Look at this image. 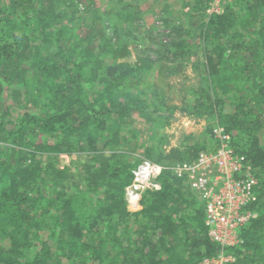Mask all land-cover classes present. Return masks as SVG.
Returning a JSON list of instances; mask_svg holds the SVG:
<instances>
[{
  "label": "trees",
  "instance_id": "trees-1",
  "mask_svg": "<svg viewBox=\"0 0 264 264\" xmlns=\"http://www.w3.org/2000/svg\"><path fill=\"white\" fill-rule=\"evenodd\" d=\"M208 1L188 12L196 36L182 24L171 34L163 17L168 40L131 62L140 4L111 0L102 14L94 0H0V104L11 90V105L22 107L15 117L0 107V264H196L222 251L235 257L228 264H264V0H229L204 19ZM187 37L202 40L206 58L201 95L187 109L233 134L257 179L258 216L243 243L224 250L172 167L215 148L214 127L209 140L168 154L131 119L160 117L148 79L164 64L159 55L192 51ZM81 153V171L60 166L62 154ZM143 159L166 166L161 189H146L131 210L125 189Z\"/></svg>",
  "mask_w": 264,
  "mask_h": 264
},
{
  "label": "rangeland",
  "instance_id": "rangeland-1",
  "mask_svg": "<svg viewBox=\"0 0 264 264\" xmlns=\"http://www.w3.org/2000/svg\"><path fill=\"white\" fill-rule=\"evenodd\" d=\"M94 1L96 6L101 7L102 14L106 13L109 4H111V0ZM228 2L229 0H210L206 2V5H204L206 7L204 19L214 13H223ZM131 3L133 5L140 4V10L144 16L136 22L138 24V30L135 32L138 36L136 37L137 41H129L131 55L125 58L126 60L131 62L137 60L145 49L153 48L159 50L162 43H164L163 40H168L166 37H161L159 33L169 31L164 30L161 20L163 17L169 20L168 24H170L171 34H176L175 27L181 24L186 28H191L192 35L196 36L200 31L198 28L192 29L196 25H191V23L196 19L191 16L193 15L192 12L188 13L195 6V0H131ZM183 35L184 37L187 36L185 33ZM187 39L188 42L186 44L192 48V51L190 52L188 48H185V54H176L172 52L174 50L172 49V51L165 52V56L159 55L164 64H154L153 76L148 79V84L154 88L153 90L158 91L163 102L159 105L160 110L155 114L160 117H155V121H149L139 113H134L131 116L133 126L143 131V139L147 145H156L168 154L180 145L184 146L185 143L193 144L206 138L209 140L211 138L209 126L211 124L213 128L215 125L211 117H197L187 109V103L194 99L195 92L201 95V89L204 84V68L202 65L206 62L202 40L198 37H187ZM168 60L170 61L168 62ZM163 66L167 67L164 68ZM148 84L145 83V86L147 87ZM10 93L11 90L4 92L0 107L4 109L10 106L9 111L15 117L21 112L22 107L11 105L9 100L11 99L9 97ZM149 103L152 109L155 108L157 106V96L151 94ZM216 127L218 125L214 129ZM212 141L216 147L209 148V151L217 149L218 141L215 136ZM139 149L141 150V148ZM140 150L137 154H141ZM203 151L206 150L204 149ZM87 160L88 158L84 156V153L76 155L62 154L59 164L63 168L69 165L73 170L81 171L83 162ZM179 161L181 162L180 159L175 161L174 165L180 163ZM160 165L163 168L166 167L162 164Z\"/></svg>",
  "mask_w": 264,
  "mask_h": 264
},
{
  "label": "built area",
  "instance_id": "built-area-1",
  "mask_svg": "<svg viewBox=\"0 0 264 264\" xmlns=\"http://www.w3.org/2000/svg\"><path fill=\"white\" fill-rule=\"evenodd\" d=\"M214 136L218 141L215 151H203L195 160L177 163L173 170L186 178L191 190L202 201L208 234L224 250L242 244V230L258 216L257 210L250 208L258 198L257 179L245 155L235 151L233 134L218 126ZM162 171L160 164L149 159L138 164L132 182L125 189L130 209L140 207L146 189H161L158 178ZM234 260L232 254L222 251L196 264H228Z\"/></svg>",
  "mask_w": 264,
  "mask_h": 264
}]
</instances>
